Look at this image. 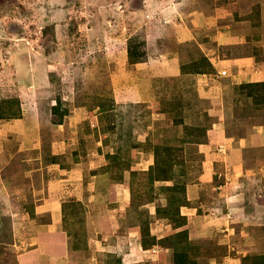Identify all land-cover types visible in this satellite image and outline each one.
<instances>
[{
    "label": "rangeland",
    "instance_id": "374dc122",
    "mask_svg": "<svg viewBox=\"0 0 264 264\" xmlns=\"http://www.w3.org/2000/svg\"><path fill=\"white\" fill-rule=\"evenodd\" d=\"M256 81L264 0H0V264L44 201L70 264H264Z\"/></svg>",
    "mask_w": 264,
    "mask_h": 264
},
{
    "label": "crops",
    "instance_id": "0c3cea01",
    "mask_svg": "<svg viewBox=\"0 0 264 264\" xmlns=\"http://www.w3.org/2000/svg\"><path fill=\"white\" fill-rule=\"evenodd\" d=\"M181 34H183V40H185L186 38H190V37H187L185 30L181 31ZM197 44L199 47H201L202 45V52L205 55L207 52V42L201 43L197 41ZM165 59L170 65L171 61L175 58L173 54H168V55H165ZM164 69L172 70L171 66L170 68L164 67ZM219 71L220 70H217V73H216L217 75H219L218 74ZM182 74L183 75H193V74L198 75L201 81L206 82L205 79H206L207 74H205L204 72H182ZM202 77H205V78H202ZM203 92L207 94L206 87H203ZM205 97L207 96L205 95ZM44 204H45V201L39 203V209L36 208L35 206V212L36 214L40 213L41 215L47 214L48 219L50 218L51 221L42 223V224L37 223L33 225L32 233L35 234L33 235V237H36V235L37 237L35 238V241H31V242L28 241L29 243L27 242L29 246L31 247L35 245H39V246L37 248L32 247V249L30 250L32 251V253L29 254V249L27 248L28 245L25 244V246L23 247L24 250L21 253V256L19 255L12 264H70L71 261L68 257L69 247L65 240L66 237L65 235L62 234L63 232L58 226L59 225V222H58L59 215L57 213V209L56 207H53L50 209L46 208L44 210H41V207ZM46 204L50 205L49 202H46ZM36 242H38V244H36ZM11 243L12 242H10L9 245H12ZM10 248H13V247L10 246ZM134 250H135L133 251V253L135 254L134 256L128 257L127 252L124 253L123 258L121 260V264H133L135 262L134 260L135 256L142 258L145 252H151V250H144L145 252L143 253L142 246L136 247ZM151 255L153 256L154 254H151ZM172 264H173V261H172Z\"/></svg>",
    "mask_w": 264,
    "mask_h": 264
},
{
    "label": "trees",
    "instance_id": "16d2710c",
    "mask_svg": "<svg viewBox=\"0 0 264 264\" xmlns=\"http://www.w3.org/2000/svg\"><path fill=\"white\" fill-rule=\"evenodd\" d=\"M133 53V52H132ZM135 56H137L136 54H133V55H131L129 58L131 59V58H133V57H135ZM132 61H134V62H139L138 60L137 61H135V60H131V62ZM183 67V66H182ZM190 70H193V72H205V71H202V70H200V69H195V68H191ZM182 72H191V71H187V70H184V67L182 68ZM249 86H251V87H249V89L251 90L252 89V87H255V86H257L259 89L261 88V89H263V87H264V83L263 82H260V81H256V82H252V83H247ZM243 86H245V85H243ZM255 90H256V87H255ZM264 92V91H263ZM250 94V93H249ZM258 99V98H257ZM259 99L260 100H264V94L263 95H260L259 96ZM258 99V100H259ZM11 102H14V104L16 105V107H17V109L15 110V111H13V112H10L9 111V108H8V105L11 103ZM7 105V106H4V105ZM19 107H20V101H19V99L18 98H15V99H10V98H3V99H1L0 100V117H5L6 116V112L8 111V114H9V116H11V115H20V110H19ZM57 108H58V106L57 105H53V107H52V112H53V114H56V112H57ZM145 248H147V247H145ZM187 261H188V255L186 254V253H184V252H175L174 254H173V264H188L187 263ZM189 263H191V261H189Z\"/></svg>",
    "mask_w": 264,
    "mask_h": 264
},
{
    "label": "built area",
    "instance_id": "2783aa9c",
    "mask_svg": "<svg viewBox=\"0 0 264 264\" xmlns=\"http://www.w3.org/2000/svg\"><path fill=\"white\" fill-rule=\"evenodd\" d=\"M219 74H221V75H225L226 74V72H225V70H222V71H220V73Z\"/></svg>",
    "mask_w": 264,
    "mask_h": 264
}]
</instances>
